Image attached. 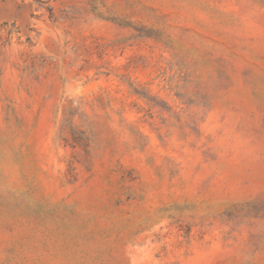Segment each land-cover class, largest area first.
I'll list each match as a JSON object with an SVG mask.
<instances>
[{
    "label": "rangeland",
    "instance_id": "374dc122",
    "mask_svg": "<svg viewBox=\"0 0 264 264\" xmlns=\"http://www.w3.org/2000/svg\"><path fill=\"white\" fill-rule=\"evenodd\" d=\"M0 264H264V0H0Z\"/></svg>",
    "mask_w": 264,
    "mask_h": 264
}]
</instances>
